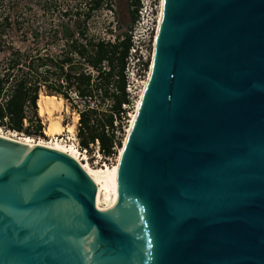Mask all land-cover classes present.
<instances>
[{"label":"water","instance_id":"1","mask_svg":"<svg viewBox=\"0 0 264 264\" xmlns=\"http://www.w3.org/2000/svg\"><path fill=\"white\" fill-rule=\"evenodd\" d=\"M119 180L0 138V264H264V0H165Z\"/></svg>","mask_w":264,"mask_h":264},{"label":"trees","instance_id":"2","mask_svg":"<svg viewBox=\"0 0 264 264\" xmlns=\"http://www.w3.org/2000/svg\"><path fill=\"white\" fill-rule=\"evenodd\" d=\"M102 4V0H94L88 5L97 10ZM135 18L136 11H132V21ZM70 22H74L73 27L62 23L51 37L58 40L61 36V49L33 53L13 46V38L7 33L10 19H5L6 29L0 31V127L34 139L43 137L45 128L37 105L41 93L63 98L75 109L69 95L75 90L81 97H97L101 106L100 111L80 114L81 148L89 150L99 141L105 158L118 156L123 147L118 134L123 133L127 118L123 106L131 105L125 78L130 37H117L115 43L96 40L83 28L80 19Z\"/></svg>","mask_w":264,"mask_h":264},{"label":"rangeland","instance_id":"3","mask_svg":"<svg viewBox=\"0 0 264 264\" xmlns=\"http://www.w3.org/2000/svg\"><path fill=\"white\" fill-rule=\"evenodd\" d=\"M92 1L94 0H0V31L6 29L3 27L4 21L9 18L11 26L7 28V33L13 38V46L24 51H32L33 53L44 49H49L52 52L61 49L64 45V40L61 36L58 37V40H52L51 37L55 31L61 29L60 25L62 23L73 27L74 22H70V19H80L84 22L83 28L96 40H111L114 37L117 39V37H122L125 34L129 35L136 21V18L132 21V11H135L133 9L135 0H102V6L97 10H91L88 5ZM65 13H68L69 16H65ZM24 37H26V40ZM41 95L48 96L44 92ZM57 98L60 99L59 97ZM135 105L136 99H134L131 107L127 110L123 133L118 134L122 142L126 134L125 129L129 126V120L135 111ZM64 107L69 108V112L64 111L61 120L67 126L72 124L73 116L76 113L71 104L65 100ZM40 119L46 129L48 121L44 117H40ZM79 125L80 123L77 125L78 132ZM15 134L20 137L24 136L18 133ZM35 139L53 141L55 138L47 137L44 132L43 137H35ZM56 139L70 143L67 133L57 136ZM95 155V149L90 147L87 156L90 159V164L94 167L101 165L103 160H105L103 158L97 159ZM120 156L121 151L114 164H120ZM108 163L111 165L112 161Z\"/></svg>","mask_w":264,"mask_h":264},{"label":"bare ground","instance_id":"4","mask_svg":"<svg viewBox=\"0 0 264 264\" xmlns=\"http://www.w3.org/2000/svg\"><path fill=\"white\" fill-rule=\"evenodd\" d=\"M162 4H163L162 6L163 8H162V16L160 20L161 21L160 25L162 23L165 0H163ZM159 31H160V27H159ZM158 35H159V32H158ZM158 35L156 36V43H157ZM155 47H156V44H155ZM154 59H155V51H154V56L152 58V61L150 63L149 73L147 75L144 86L142 88V91L140 92L138 101L136 103L135 111L131 115V118L129 120V126H127V128L125 129L126 135L124 137L123 147L121 149L120 164L118 165L103 164L105 162L103 160L101 165L94 167L90 164V159L88 158L87 154H84L85 156L82 159L83 155H80L81 152L78 149L79 138H78V131H77V125L80 119H79V116L74 114L72 124L65 126L62 123L61 118H62L63 112L64 111L69 112V108L64 107V100L62 98L58 99L55 97L40 95V98L37 103L38 113L40 117H44L48 121V125L44 132L47 137L55 138L53 141L36 140L32 137H26V136L20 137L19 135L15 134V132L14 133L10 131L6 132L1 127H0V130H2L3 133H1L2 131L0 132V138L6 139L12 142H16V143H22L27 146L45 147V148L54 150L56 152L62 153L72 158L85 171V173L89 176V178L92 180V182L94 183L96 187L97 209L103 213L109 214V212L112 209L113 201L116 198H118L121 193V185H120V180H119L121 162L123 159V155L125 152V148L127 145L129 135L131 134L133 127L136 123V119L141 109L146 89L149 85V82L152 76L153 67H154ZM64 133H67L69 135V138H70L69 144L59 139H56L57 136L63 135ZM117 158L118 156L116 157V161H117Z\"/></svg>","mask_w":264,"mask_h":264},{"label":"built area","instance_id":"5","mask_svg":"<svg viewBox=\"0 0 264 264\" xmlns=\"http://www.w3.org/2000/svg\"><path fill=\"white\" fill-rule=\"evenodd\" d=\"M162 2L163 0H135L133 5V9L136 11V21L132 30L129 32L131 48L127 57L125 70L126 92L129 100L131 101V105L134 99H136L137 103L140 92L142 91L149 73L150 63L156 48V36L158 35L159 27L161 26L160 20L163 8ZM100 40L111 43L116 42L115 37L111 40ZM69 95L73 105L75 106V113L79 116V119L80 114L82 113L101 110L100 101L97 97H81L75 90L71 91ZM107 104L109 105L110 103L107 102ZM130 107L123 106L125 110H128ZM91 148L95 149V158L105 159L103 164H109L108 162L111 161V165L115 163L117 155L105 158L101 153L99 141H96L95 144L91 145ZM78 149L81 152L80 155H83V159L85 156L84 154H87L88 150L81 148L80 141L78 143Z\"/></svg>","mask_w":264,"mask_h":264}]
</instances>
